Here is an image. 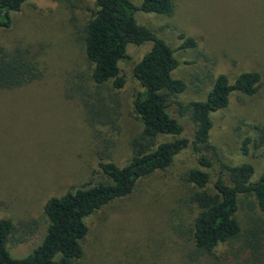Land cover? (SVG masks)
<instances>
[{
  "label": "rangeland",
  "instance_id": "rangeland-1",
  "mask_svg": "<svg viewBox=\"0 0 264 264\" xmlns=\"http://www.w3.org/2000/svg\"><path fill=\"white\" fill-rule=\"evenodd\" d=\"M132 1L141 5L143 0ZM174 3L171 15L139 10L135 17L175 50L179 65L172 75L187 83L177 100L206 99L220 74L234 81L255 70L264 79V0ZM96 10L95 0H26L12 14L11 27L0 30V45L28 49L43 70L41 78L22 87L0 88V219L35 222L34 232L17 229L11 235L8 249L14 257L27 256L43 241L49 225L44 205L50 197L104 180L100 162L126 165L132 140L143 130L134 108L143 86L134 67L153 43L129 45L120 62L122 88H113L112 81L96 84L84 47L85 26ZM181 33L193 37L196 46L181 48ZM103 104L109 120L92 118L89 108ZM171 112L183 124V135L192 138L191 115L180 114L176 105ZM212 119L210 142L220 157L232 165L253 164L252 179L259 178L264 146L252 142L247 154L242 146L246 136H257L256 124L264 126V85L252 96L233 93ZM214 161L204 168L211 173L212 190L221 169ZM196 167L197 153L187 148L167 169L140 179L127 197L87 217L79 264H264V212L253 196L239 205L240 234L210 253H197L192 227L200 208L190 199L194 189L185 177Z\"/></svg>",
  "mask_w": 264,
  "mask_h": 264
},
{
  "label": "trees",
  "instance_id": "trees-1",
  "mask_svg": "<svg viewBox=\"0 0 264 264\" xmlns=\"http://www.w3.org/2000/svg\"><path fill=\"white\" fill-rule=\"evenodd\" d=\"M26 0H0V30L11 27L12 14L19 11ZM97 10L85 26L84 47L92 64L91 76L96 84L112 81L113 88L124 86L120 62L127 57L131 44L152 42L134 67V75L143 86L135 99L134 108L143 123V130L132 140L133 155L124 166L112 161L99 163L105 179L92 185L79 187L62 196L50 197L45 205L49 225L43 241L25 257H14L8 249L11 235L17 229L24 233L35 231V222L16 225L9 217L0 219V264H79L84 255L82 240L88 234L86 218L115 199L127 197L140 179L167 169L175 157L192 147L197 153L200 167L186 173L193 185L191 201L200 208L194 220L192 236L197 253H210L218 245L237 237L242 226L237 212L242 198L253 196L264 212V171L253 180L255 168L251 163L232 165L219 155V148L210 142L213 128L212 113L227 107L233 93L252 96L264 85L259 71L239 74L234 81L220 74L206 99L188 104L177 100L187 88L182 78L172 75L179 65L175 50L145 25L137 22V11L171 15L174 0H143L136 5L132 0H95ZM181 48L196 46V40L184 33ZM43 70L39 60L28 49L0 45V88L22 87L41 78ZM114 97L119 100L118 93ZM87 100V99H84ZM92 100V98L90 99ZM94 100H101L96 98ZM177 106L180 114L189 113L195 122L192 138L183 135V124L172 114ZM92 118L109 120V107L89 108ZM257 136H246L242 151L249 153L250 144L264 146V126L256 124ZM162 135H173V140H159ZM219 160L221 169L209 189L212 168Z\"/></svg>",
  "mask_w": 264,
  "mask_h": 264
}]
</instances>
